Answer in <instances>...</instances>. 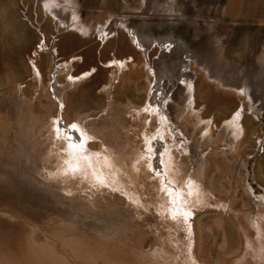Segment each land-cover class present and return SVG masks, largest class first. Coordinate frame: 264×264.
Instances as JSON below:
<instances>
[{"label": "bare ground", "instance_id": "1", "mask_svg": "<svg viewBox=\"0 0 264 264\" xmlns=\"http://www.w3.org/2000/svg\"><path fill=\"white\" fill-rule=\"evenodd\" d=\"M141 37H133L138 61L113 59L107 64L121 80L135 70L145 79V55L152 45L158 46L148 70L145 107L131 102L120 106L111 96L109 109L98 121L74 112L73 122H66L67 95L83 79L73 78L69 71L64 86L53 85L49 95L41 91L47 121L32 111L31 103L18 101V91L2 100L0 264H207L192 253L195 219L202 213L220 214L242 241L227 264H264V214L251 222L250 213L238 208L239 201H220L210 193L212 163L235 171L241 181L248 174L247 164L236 167L227 155L211 152V146L210 152L201 153L199 142L192 148L196 136L209 140L212 132L207 126H194L199 131L193 132L188 128L189 134L178 126H188L177 111L183 104L180 97L191 103L194 88L188 46L173 38ZM54 55L51 52L48 71L57 84L61 67L55 66ZM204 65L200 66L206 71ZM38 74L36 70L35 78ZM212 77L207 80L212 82ZM251 108L255 117L260 116L255 101ZM192 111L185 114L196 122ZM242 115L241 107L223 127V138L242 137ZM86 117L92 119L86 123ZM90 141L97 143L96 149ZM252 177L255 180V174Z\"/></svg>", "mask_w": 264, "mask_h": 264}, {"label": "rangeland", "instance_id": "2", "mask_svg": "<svg viewBox=\"0 0 264 264\" xmlns=\"http://www.w3.org/2000/svg\"><path fill=\"white\" fill-rule=\"evenodd\" d=\"M190 3L191 0H183L182 4L181 0H0V107L3 105L2 100L18 91V101L26 106L31 103L32 111L42 121H47L41 109L42 102H47L39 98L41 91L49 95L53 92V85L56 88L64 86L67 71L73 78L83 79L75 91L70 90L67 95L66 122H73L74 112L84 116L93 115V119L98 121L109 109L113 96L120 106L131 102L145 107L151 82L148 80L151 78L148 70L158 56V46L152 45L143 61L147 67V80L136 70L121 80L118 71L107 63L113 59L121 61L126 58L131 59V63L138 61L140 55L133 44L134 35L154 41L173 38L188 46L192 58L189 69L194 74L191 103L181 96L183 104L177 107L188 126H178L185 134H189L188 128H193L190 130L193 132L207 126L208 132H212H209V140H200V136H196L190 144L192 148L195 149L199 142L201 153L210 152L212 147L211 152L216 150L220 155H227L228 160L236 163L235 166L241 162L247 164L248 174L244 181L239 179L235 171H227L216 163H212L208 178L214 199L239 201L238 208L250 213L249 220L253 222L264 214V121L253 114L252 95L230 88L231 84L238 81L237 70L230 71L229 80L232 81H227L228 78L223 76L222 63L212 65L196 59L194 52L206 55V45H192L189 24H181L180 17L174 13L182 6L188 10ZM51 52L55 53V66L62 68L59 70L57 84L50 80L52 78L48 71ZM200 63L205 64L207 72L201 69ZM36 70L39 72L37 78L34 76ZM208 76H213L212 82L207 80ZM189 104L191 111L197 113V123L193 117L186 115L191 113L188 107L185 108ZM241 107V140L223 138V127L228 126L226 124ZM258 113L261 114L260 108ZM51 114L56 118L57 112L53 107ZM172 115H175L174 111ZM178 118H175L177 122L180 120ZM87 119L84 118L86 123L92 118L89 121ZM88 145L97 148L95 142L90 141ZM253 174L255 180L252 181ZM195 220L198 231L195 230L193 237V255H202L197 257L198 260L206 261L207 264H227L235 256L234 251L242 246L232 223H227L218 213H202ZM149 243L148 240L147 246ZM186 252L184 249L183 254Z\"/></svg>", "mask_w": 264, "mask_h": 264}, {"label": "crops", "instance_id": "3", "mask_svg": "<svg viewBox=\"0 0 264 264\" xmlns=\"http://www.w3.org/2000/svg\"><path fill=\"white\" fill-rule=\"evenodd\" d=\"M174 13L181 24H189L191 44L206 45V55L196 50V59L222 63L227 81L237 70L238 81L230 88L251 94L264 121V0H191L188 10L182 6Z\"/></svg>", "mask_w": 264, "mask_h": 264}, {"label": "snow or ice", "instance_id": "4", "mask_svg": "<svg viewBox=\"0 0 264 264\" xmlns=\"http://www.w3.org/2000/svg\"><path fill=\"white\" fill-rule=\"evenodd\" d=\"M76 130H77V128H76V127H75V128H73V132H75ZM155 170H156V171H159V168H158V167H156V168H155Z\"/></svg>", "mask_w": 264, "mask_h": 264}]
</instances>
